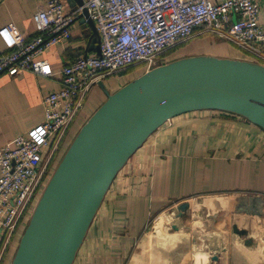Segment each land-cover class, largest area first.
<instances>
[{
    "label": "crops",
    "instance_id": "0c3cea01",
    "mask_svg": "<svg viewBox=\"0 0 264 264\" xmlns=\"http://www.w3.org/2000/svg\"><path fill=\"white\" fill-rule=\"evenodd\" d=\"M210 1L220 4L224 0ZM40 3L0 0V55L39 35L35 14ZM77 6L68 4V9ZM260 10L264 22V0L260 1ZM197 38L207 41L205 47H197ZM98 45L97 28L95 32L82 18L74 23L67 42L52 46L38 57L50 63L53 77L32 72L15 77L0 75V147H13L19 135L43 122V99L60 89L64 66L81 56L98 55ZM202 54L232 59H242L244 55L226 39L200 29L189 42L168 54L164 62ZM142 74L120 73L105 86L114 93ZM105 101L106 95L93 87L85 98L81 120L77 118L72 127H82ZM212 194L230 197L222 208L211 202L205 209L207 218L217 213L218 223L232 213L237 197H259L264 201V131L245 118L220 111L178 116L158 129L117 175L73 264H264V248L260 245L264 216L256 218L244 213L238 220L239 228L248 230L249 235L237 236L227 227L214 250L210 248L213 240L206 235L215 226L202 222L192 235V256L184 255V251L177 253L181 248L177 246V232L186 231V226L175 230L168 243L148 242L146 234L153 218L180 203ZM196 235H203L205 240L196 242ZM15 244L14 240L6 247L0 235V264L11 263Z\"/></svg>",
    "mask_w": 264,
    "mask_h": 264
},
{
    "label": "built area",
    "instance_id": "2783aa9c",
    "mask_svg": "<svg viewBox=\"0 0 264 264\" xmlns=\"http://www.w3.org/2000/svg\"><path fill=\"white\" fill-rule=\"evenodd\" d=\"M40 1L35 14L39 35L0 55V75L53 77L50 63L38 57L71 38L85 9L96 25L100 54L65 65L60 89L43 99V122L19 135L13 147H0V235L6 247L27 224L85 98L98 82L128 69L146 72L164 64L166 53L200 29L226 39L246 60L264 65L261 0H83L74 9H68L67 0Z\"/></svg>",
    "mask_w": 264,
    "mask_h": 264
},
{
    "label": "water",
    "instance_id": "95a60500",
    "mask_svg": "<svg viewBox=\"0 0 264 264\" xmlns=\"http://www.w3.org/2000/svg\"><path fill=\"white\" fill-rule=\"evenodd\" d=\"M67 2L83 5V0ZM84 15L96 32L86 9ZM97 49L100 54L99 45ZM98 85L107 99L80 128L52 172L10 264H73L117 175L170 120L196 111H220L264 131V65L250 60L192 55L146 71L114 93L103 81ZM261 201L242 198L237 211L263 217ZM188 208L189 203L180 205L177 214L183 216ZM216 218L217 213L208 217L215 229L206 235L215 243H210L213 250L229 226L226 219L218 223ZM233 232L249 235L238 226ZM194 240L205 238L196 235Z\"/></svg>",
    "mask_w": 264,
    "mask_h": 264
},
{
    "label": "rangeland",
    "instance_id": "374dc122",
    "mask_svg": "<svg viewBox=\"0 0 264 264\" xmlns=\"http://www.w3.org/2000/svg\"><path fill=\"white\" fill-rule=\"evenodd\" d=\"M196 40H197V42L195 44L197 45V47H200V48L205 47V44H206L207 41L205 42L204 39H201V38H197ZM210 42H212L213 45L215 44L216 47H219L218 44L215 43L216 41L211 39ZM231 46H232V48L234 47L235 49L240 51V53H242L239 48L235 47L232 44H231ZM242 56H243L242 59H248L247 56H245V55H242ZM127 71H130V69L125 70L122 73L127 72ZM129 73L130 74L131 73H133V74H135V73H143L144 74L145 70L143 69V67H137V68L133 69L132 71H130ZM113 78H116V76H111V77L105 78L102 81L105 84V83L108 82L109 79H111V81H112ZM94 87H95V89H97V91L103 92V90L99 87L98 84L95 85ZM106 99H107V97H106ZM83 112H84V108L81 110V112L79 113V115L77 117L79 120H81V118H82L81 116H82ZM80 128H76L75 129V127H72L70 129V132H69V134H68V136H67V138H66V140H65V142H64V144H63V146L61 148V151L59 152V155L57 157V162L55 163L54 170L57 167L58 163L61 161V159L64 156V154L67 151V149L69 148V146L72 143L73 139L75 138V136L79 132ZM71 134L74 136L73 139H71V136H72ZM54 170H53V172H54ZM229 198H230L229 196H225L224 197V195H222V194H212V195H207V196H204V197H197V198H194V199H190L189 201H185L183 203H180V204L174 206L172 209H169L166 212H164L161 215H159L158 217H155V218L152 219V221L150 223V226L148 228L147 234H146V239H148V242H151V241L154 242V240H160V241H166L165 243H168L169 239L173 238V237H170V236L172 234L176 233L175 230H177V229L175 228V226L177 224L182 226L181 228H183V226H186V228H187L186 231L177 232V233H179V241H180V242H178L180 244H178L177 246L181 247V248H179L177 250V253H181V251H184V255L192 256V254L194 252L192 250V238H194V237H192V235H194V233H196L197 229H200L202 222L207 223L209 225V220L206 217V210H205L206 208L209 207L208 204H210L211 202H215L218 205V207L221 205V208H222V204H225L226 200H228ZM242 198H244V197H237L235 199L236 204L234 206L231 205V203H230V205L233 206L234 208L230 209L232 213L224 218L230 223L231 226H228V229H230L232 231H233V227L234 226H238V228H239V226L241 224L240 221H238V220L240 218H242V215L244 213H238L237 207H239V203L238 202ZM229 202H231V200ZM185 203H189V208H188V210L185 212V214L183 216H180V215L177 214V213H179L177 211V208L180 205L185 204ZM261 203L264 205L263 199H262ZM200 207L204 208L202 215L198 214V211L201 209ZM169 216L171 217L170 219L168 218ZM251 216H253V215L251 214ZM254 217L257 218L258 216L254 215ZM224 219H222V220H224ZM26 225H25V227H26ZM198 226H200V227H198ZM211 228H213V227L211 226ZM24 230L25 229L22 230V228H21L17 232L18 236L16 237V240H15V241H17V244H15V246H14L15 247L13 249L14 253H15V251L17 249V246L19 244V241L21 239V236H22ZM177 231H180V230H177ZM163 232H165V233H163ZM260 243L259 244L264 248V229H262V231L260 233ZM262 254L264 255V249L262 251Z\"/></svg>",
    "mask_w": 264,
    "mask_h": 264
},
{
    "label": "trees",
    "instance_id": "16d2710c",
    "mask_svg": "<svg viewBox=\"0 0 264 264\" xmlns=\"http://www.w3.org/2000/svg\"><path fill=\"white\" fill-rule=\"evenodd\" d=\"M174 50V49H173ZM173 50H171V51H169L168 53H166V55L167 54H170ZM133 69H130V71H132ZM130 71H127V72H130Z\"/></svg>",
    "mask_w": 264,
    "mask_h": 264
}]
</instances>
